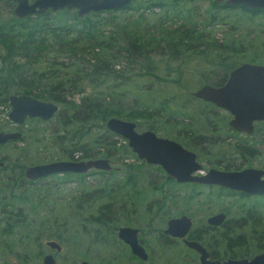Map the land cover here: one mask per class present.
I'll list each match as a JSON object with an SVG mask.
<instances>
[{"label": "rangeland", "instance_id": "obj_1", "mask_svg": "<svg viewBox=\"0 0 264 264\" xmlns=\"http://www.w3.org/2000/svg\"><path fill=\"white\" fill-rule=\"evenodd\" d=\"M136 3L141 6L147 4L132 0L131 8L125 10V14L142 10L144 14L149 12L152 18L174 24L185 17L197 24L205 20L209 24L202 32L208 36L192 43L175 62L168 61L165 56H154L150 63L145 60L115 62L112 65V75L105 79V84L96 87V91L110 92L112 106L116 110L124 112L129 109H144L149 112V117L133 121L137 131L151 125L155 134L184 144H187L188 137L195 135L218 138L219 132L215 125L211 120H206L211 112L208 104L191 94L201 84L217 80L223 68L216 66H224L225 72L231 65L234 67L241 62L254 63L251 61L253 58L258 64L264 65V13H250L237 7L211 9L209 0L179 1L175 9L167 5L163 9H136ZM12 7L13 5L10 8L11 14ZM211 13L215 16L213 20L210 19ZM6 14L7 6L0 0V18L6 19ZM221 45L230 48L222 50ZM220 59L224 60L223 64L218 63ZM172 65L179 67V74L168 72L167 68ZM86 88L91 91L89 86ZM81 94L83 93H67L66 98L76 101ZM58 105L52 118L45 121L26 119L22 124H11L7 118L9 105L0 106V130H18L22 135L19 140L0 144V161L6 166L0 170V185H5L1 186L0 207L16 217V222L9 224L14 226L0 231V264H40L41 254L45 252L52 254L55 264H70L80 260L115 264L110 261L111 253L116 251L113 245L107 240L99 241V238L109 236L113 228L121 224L141 225L146 210L153 212L162 209L171 215L177 210H185L183 212L193 217L195 224L199 225L210 213L209 210L218 206L224 208L227 203L236 201L239 204L237 208L252 206L256 209L262 221L261 226H256V231L259 230L257 233L264 235V200L251 197L245 201L235 195L219 199L217 194L228 192L219 191L215 186H192V183L166 181L165 174L158 171L155 165L139 164L140 161L129 148L128 152L117 153L116 159L109 161L112 172L104 171L101 174L91 170L80 178L72 174H52L36 180H26L20 175L17 165L65 160L72 147L86 148L95 137L105 135L96 122L85 125L70 122V109L63 104ZM61 121L66 125H62ZM172 122L178 124V127H173ZM111 139L123 142V138L116 135L111 136ZM220 145L200 144L187 147L196 153L198 161L206 168L220 155L225 153L226 156L224 151L231 152L225 143ZM258 149L261 152L258 162H261L264 160V142L258 144ZM79 153L78 150L73 155ZM123 162L132 165L121 168ZM152 185L156 188L153 189ZM172 193L206 194L203 197L204 203L210 207H201L200 210L188 207L185 209L186 205L175 201L177 204L174 209H178L174 211L166 207V199ZM82 198L87 201L82 202ZM108 200L114 201L108 208L119 209L118 214H115L117 220L110 225L93 222L91 217L98 213L97 206ZM239 214L232 212L230 218ZM162 220V214L156 213L153 223L161 224ZM1 228L0 223V230ZM47 240L58 243L60 250L49 249L45 245ZM233 251L249 254L255 248L253 246ZM163 258L167 263L174 262L168 256ZM184 260L182 256L178 264H186ZM155 262L164 264L159 263L158 259Z\"/></svg>", "mask_w": 264, "mask_h": 264}, {"label": "trees", "instance_id": "obj_2", "mask_svg": "<svg viewBox=\"0 0 264 264\" xmlns=\"http://www.w3.org/2000/svg\"><path fill=\"white\" fill-rule=\"evenodd\" d=\"M140 1L147 4L141 6L136 3V9L149 10L153 7L163 9L165 5L175 9L177 2L187 0ZM2 2L7 6V14L6 19L0 18V106L8 105L10 94H28L39 100L63 104L70 109V122L80 125L96 122L105 132V135L95 137L86 148L72 144L74 147L69 150L67 159H116V154L128 152V147L124 139L122 143L111 139L115 134L103 128L105 120L110 116H120L129 121L149 117L150 113L144 109L116 110L112 106L110 92L96 91V87L105 84V79L112 75L115 62L145 60L150 63L154 56H165L168 61L175 62L192 43L208 36L202 32L209 24L205 20L197 24L185 17L174 24L152 18L149 12L144 14L142 10L127 15L125 10L131 8L132 0L121 8L90 12L84 16H78L74 9H61L24 18H16L10 13L13 2ZM209 5L211 9L237 7L250 13H264L263 9L225 4L223 0L219 3L209 1ZM214 18V13H211L210 19ZM220 47L222 50L230 48ZM251 61L258 63L255 58ZM218 63L223 64L224 60L220 59ZM167 70L180 72L179 67L173 65ZM76 92L83 93L76 101L66 98L67 93ZM61 124L66 125L64 121ZM147 129L153 130L151 125ZM78 150L80 153L74 157L73 153ZM122 165L128 164L123 162ZM22 166H16L20 175ZM5 168L0 166V170ZM157 170L163 172L158 166ZM97 172L102 174L104 171ZM72 175L82 177V174ZM165 177L166 181H170L168 176ZM1 186L5 185H0V191ZM152 188L156 186L152 185ZM113 202L108 200L99 204L98 213L91 217L93 222L112 224L116 216L109 212L114 209L108 207ZM105 212L107 214H101Z\"/></svg>", "mask_w": 264, "mask_h": 264}, {"label": "flooded vegetation", "instance_id": "obj_3", "mask_svg": "<svg viewBox=\"0 0 264 264\" xmlns=\"http://www.w3.org/2000/svg\"><path fill=\"white\" fill-rule=\"evenodd\" d=\"M251 64H258V63H251ZM236 66L237 65H235L234 67H227L225 72H223L224 66H216V68L219 67L223 68L219 73V75L217 76V80H215L214 83H210V84L203 83L201 85L208 84L213 87L222 86L225 83L226 79L228 78L229 72L233 70ZM262 66L264 67V65ZM204 102L208 104V107L211 111L210 117L206 115L207 116L206 120L207 119L211 120V122L215 125L217 132H219L217 133L218 138H212V137L210 138L209 136L206 135L203 136L195 135L187 138V144L177 142L174 140L175 142L179 143L183 148L195 154V159L200 164V170L195 171L192 174L195 175L204 174L208 169L211 168L222 171H240L248 168L263 171L264 160L258 162L259 157L261 156V152L258 149V144L264 142V137L263 139H261V137L264 136V119H254L250 123L241 122L239 123L238 126H241L242 129H238L235 128L233 125H230V120L232 118V114L230 112L208 101H204ZM26 119L42 120L34 117V118H25L24 121ZM12 123L13 122H11V124ZM188 123H190V120H188ZM171 125L173 127H178V124L174 122H172ZM135 130H136V125H135ZM144 130H150V129H144ZM14 131H18V130H14ZM189 132L190 131L186 132L187 136L189 135ZM238 135L241 136L243 135L244 137L247 138H243ZM21 137L22 135L20 132L19 139H21ZM215 141H219V143H215ZM220 143H225L226 145H228L231 152L224 151L227 154L226 156H224L225 153L220 155V157L217 158L212 165L206 168L203 167V164L198 161L196 153L187 147V146L196 147L199 146L200 144H208L211 146L219 144V146H221ZM73 156L76 157L77 155H73ZM98 158H103V157H98ZM235 159H239V161H235ZM65 160L77 161L75 159H65ZM139 161H140L139 164L145 163L144 161L141 160ZM3 165L4 164L2 162V165L0 166ZM131 165L132 163L128 165H122L121 168H125ZM157 166L158 165H155L154 167L157 168ZM25 167L26 166L22 168V175L26 180H36L52 174L65 175L72 173V172H52L47 175H43L35 178H27L24 176V172H23ZM158 167L163 171L165 176H167L164 170L160 166ZM91 170L95 172L103 171L98 169H90L85 173H72V174L85 175ZM111 170L112 168L106 172H109ZM259 177L260 179H264V174H261ZM171 180L176 182L174 179L170 178V181ZM176 183L178 184L192 183V186H196V185H205L208 187L215 186L219 189V191L228 192V193L217 194V196H220L219 199L227 198L229 196L235 195L238 196L239 198H242V200L245 201H248L247 198H251V197H258L261 200H264V194L246 193L242 191L224 188L216 184H203L197 182H176ZM20 186L21 183H19L18 187ZM206 196H207L206 194H200V193H180V194L172 193L169 194L168 198L166 199L168 204L166 207L171 208L173 210L175 208L174 205L177 204L175 201H179V204L186 205L185 209L187 207L196 208L197 210H200L201 207L207 209L208 207H210V205L204 203L203 197ZM2 205L4 207L5 203ZM238 205L239 204L236 201H232L227 203L224 206V208H219L218 206L213 210H209L210 213L207 215V217H205V219L203 218L201 220L202 223L199 225L195 224L196 222L194 218L193 217L191 218L187 213H185L186 212L185 210H177L178 208L174 209V211L175 210L177 211H175L174 214L172 215L167 214L168 212L167 211L165 212L162 209L155 210L153 212L150 210H146L145 213L143 214L144 224L142 223L141 225H135V224L118 225L113 228L109 236L106 235L101 236L99 238V241L107 240L113 245V249L116 251L111 253L110 261L114 262L115 264H147V262L149 261L150 264H158L157 262H155V260L157 259L159 263L162 262L164 264H178V261L181 260L182 256L184 257L185 259L184 262L186 264H193V263L202 264L200 260L201 252L198 249L189 245L190 243L196 244L200 247V249H202V252L204 254V260L206 261L223 262L228 259H244V258L250 259L254 256L259 255L262 256L263 264H264V235L261 232L257 233V231L259 230L256 231V226H261L262 221L259 218V215L255 208H253L252 206H246V208H242V207L237 208ZM229 206L234 207V209L232 210L231 208H229ZM109 212L118 214L119 209L110 210ZM232 212L240 213V214L234 218H230ZM156 213H160L163 216V220L161 224L153 223V221L156 220ZM101 214H107V213L105 212ZM216 214H222V217L219 219H212L210 221V219ZM10 216L12 215L8 214L6 210L0 207V223L2 224V228L0 231H6L7 228H11L12 226H14L9 224L15 223L16 217L13 216L10 217ZM182 216L189 220L187 222L188 225H186L185 220H182L179 223L177 222L178 224L168 226L167 223L169 220L178 219L181 218ZM8 219H12V220H8ZM115 220L117 219L115 218ZM120 228H127L128 230H126L125 232H123L121 236H119L118 231ZM48 241H53V240H47L45 242V245L49 249H54L56 251L60 250V245L58 243L57 244L59 248L55 249L47 245ZM131 245L133 246V248L131 247ZM253 246L255 248V251L249 254H246L244 251L242 252L233 251L234 249L245 250L248 247H253ZM41 255L42 257L40 264H43L42 259L45 255H51L55 264L54 257L52 256L51 253L45 252ZM163 256H168L170 259L174 260V262L167 263L166 260L163 258ZM80 261H86L90 263L87 260H80ZM78 262H72L70 264H75ZM90 264H109V263L92 262Z\"/></svg>", "mask_w": 264, "mask_h": 264}, {"label": "water", "instance_id": "obj_4", "mask_svg": "<svg viewBox=\"0 0 264 264\" xmlns=\"http://www.w3.org/2000/svg\"><path fill=\"white\" fill-rule=\"evenodd\" d=\"M14 3L12 14L16 18L41 14L47 10L74 9L78 16L90 12L113 10L128 5L131 0H7ZM210 1V0H209ZM216 2L222 0H213ZM225 4L242 5L249 8L264 10V0H223ZM192 95L221 107L232 114L230 125L238 126L241 122L250 123L254 119H264V67L259 64L241 62L229 72L225 83L219 87L204 84L196 88ZM7 118L16 124L22 123L25 118H39L46 120L52 118L58 110V105L52 100H39L28 94H10L8 96ZM104 127L123 138L127 147L136 158L147 164L160 166L166 175L176 182H197L203 184H216L224 188L246 193L264 194V179H260L263 171L256 169H243L240 171H222L208 169L204 174H192L200 170V164L195 159V154L172 139L158 136L150 130L136 131L132 121L110 116L104 122ZM249 131V130H247ZM20 138L18 131L0 130V144ZM0 165L2 162L0 161ZM112 168L107 158H91L85 160H55L46 163L26 166L23 170L27 178H35L52 172L85 173L90 169L108 171ZM222 214L214 215L212 219H219ZM185 220L183 216L168 221V226L178 224ZM178 222V223H177ZM128 230L120 228L119 236ZM47 245L58 249L53 241ZM192 247L201 252L202 264H263L262 256L250 259H228L223 262L206 261L202 249L196 244ZM133 248V246L131 245ZM43 264H54L51 255H45ZM75 264H90L80 261Z\"/></svg>", "mask_w": 264, "mask_h": 264}]
</instances>
